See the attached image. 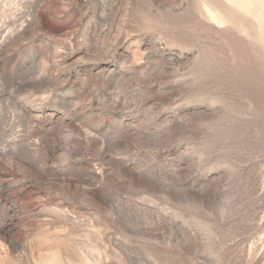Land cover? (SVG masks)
I'll list each match as a JSON object with an SVG mask.
<instances>
[{"label":"rangeland","instance_id":"1","mask_svg":"<svg viewBox=\"0 0 264 264\" xmlns=\"http://www.w3.org/2000/svg\"><path fill=\"white\" fill-rule=\"evenodd\" d=\"M0 264H264V0H0Z\"/></svg>","mask_w":264,"mask_h":264}]
</instances>
